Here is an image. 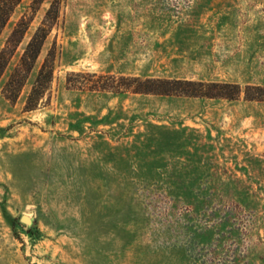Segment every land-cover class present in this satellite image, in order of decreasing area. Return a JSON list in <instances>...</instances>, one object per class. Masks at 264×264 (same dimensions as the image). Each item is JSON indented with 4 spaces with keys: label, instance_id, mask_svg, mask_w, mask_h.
<instances>
[{
    "label": "rangeland",
    "instance_id": "obj_1",
    "mask_svg": "<svg viewBox=\"0 0 264 264\" xmlns=\"http://www.w3.org/2000/svg\"><path fill=\"white\" fill-rule=\"evenodd\" d=\"M32 1L0 35L1 49L30 19L0 78V264H264V0ZM51 6L9 102L1 89ZM50 50L49 89L25 111ZM76 74L241 93H112L78 88Z\"/></svg>",
    "mask_w": 264,
    "mask_h": 264
},
{
    "label": "trees",
    "instance_id": "obj_2",
    "mask_svg": "<svg viewBox=\"0 0 264 264\" xmlns=\"http://www.w3.org/2000/svg\"><path fill=\"white\" fill-rule=\"evenodd\" d=\"M42 0H33L32 5L40 3ZM21 0H0V35L9 22L14 10ZM52 7L46 12L41 25L35 30L30 40L25 46L20 56L19 63L13 68L7 81L1 89V93L9 102H15L24 86L28 75L33 69L34 63L40 53L41 47L50 32V28L57 20L58 12H52ZM29 18L22 16L14 25L11 33L0 49V78L8 66L17 46L20 44L26 30L28 29ZM53 51H49L43 60L34 84L27 96L24 109L30 111L36 108L43 99L45 92L49 89L53 73ZM85 77V82H79L78 88L88 90L108 91L112 93L130 92L132 94L156 95V96H184L203 99H236L241 93V87L236 84L203 82L178 79H159L96 75V74H76ZM69 81V80H68ZM257 91H262L256 87ZM246 97L250 100L257 99V96Z\"/></svg>",
    "mask_w": 264,
    "mask_h": 264
},
{
    "label": "water",
    "instance_id": "obj_3",
    "mask_svg": "<svg viewBox=\"0 0 264 264\" xmlns=\"http://www.w3.org/2000/svg\"><path fill=\"white\" fill-rule=\"evenodd\" d=\"M20 221H21L22 223H27V222H28V218L25 217V216H22V217L20 218Z\"/></svg>",
    "mask_w": 264,
    "mask_h": 264
}]
</instances>
